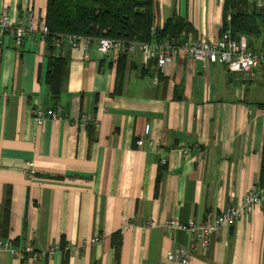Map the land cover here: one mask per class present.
<instances>
[{"label":"crops","instance_id":"1","mask_svg":"<svg viewBox=\"0 0 264 264\" xmlns=\"http://www.w3.org/2000/svg\"><path fill=\"white\" fill-rule=\"evenodd\" d=\"M46 4L0 0V18L33 27L21 45L13 33L0 38V239L38 252L59 248L39 258L1 251L0 264H116V233L117 264H180L167 255L187 247L190 235L167 229L166 220H201L239 205L264 182L263 70L247 76L175 56L159 75L137 47L116 92V50L63 45L54 100L46 81L51 51L41 33ZM155 4L158 26L176 14L193 26L188 37L219 38L224 0ZM263 46L264 37L254 41L255 49ZM55 106L68 118L36 120L34 108ZM83 114L97 123L82 127ZM189 264H264V202L222 227Z\"/></svg>","mask_w":264,"mask_h":264},{"label":"built area","instance_id":"2","mask_svg":"<svg viewBox=\"0 0 264 264\" xmlns=\"http://www.w3.org/2000/svg\"><path fill=\"white\" fill-rule=\"evenodd\" d=\"M257 6L264 10V4L257 2ZM33 27L22 24L21 20L14 22L7 17L0 18V38L5 33H13L17 45H21L26 36ZM41 33L45 37L47 28H41ZM73 47L84 44L85 48L95 42L98 50L104 54H110L112 50H116L119 54L125 53L130 55L138 47L144 57L145 62L148 60H156L157 67L163 68L171 63L175 56L182 58L201 61L206 63H220L226 66L230 73H242L249 76L256 68H260L264 72V46L260 49L250 47L246 36L233 37L230 29H226L220 33L219 38L215 40H207L205 38L187 37L180 45H174L169 42H134L125 44L122 41L112 40L108 38L99 39H80L66 37L65 40H57L56 45L60 47L62 42ZM154 83L159 82V75L152 78ZM33 114L38 122H42L45 118L67 119V114L60 106L51 109L34 108ZM96 122V118L83 114L79 120L82 127L87 126L89 122ZM150 126L146 124L145 134L149 133ZM143 141L137 140V145H142ZM29 176H34L36 171L30 167L26 169ZM264 202V182L252 185L243 196L239 205L232 203L221 212H209L206 216L198 221H190L187 224H181L176 219H169L164 222V227L170 230L183 229L190 235V242L187 247H181L167 255V260L180 264H189L192 257L203 252L208 248L219 230L224 226H233L242 216L252 212L256 207ZM151 226V221L147 222ZM101 238L97 235L91 240V243L99 242ZM58 247H52L50 251L38 252L30 244L25 245L16 242L13 239H0V252L8 251L16 257L24 258L30 254L33 258L44 257L49 253L55 252ZM67 250V247H65ZM156 264H165L159 262Z\"/></svg>","mask_w":264,"mask_h":264},{"label":"trees","instance_id":"3","mask_svg":"<svg viewBox=\"0 0 264 264\" xmlns=\"http://www.w3.org/2000/svg\"><path fill=\"white\" fill-rule=\"evenodd\" d=\"M155 7V0H47L44 21L47 34L44 39L51 56L46 81L52 98L58 100L60 96L66 63L65 57L61 55V48L67 43L63 41L60 47H57L58 39L108 38L125 44L134 42L182 44L193 31L191 23L173 14L162 26H158L155 22ZM226 29H230L233 37L246 36L250 47L254 48V41L264 37V10L249 0H224L221 32ZM120 55L116 92L121 89L122 73L128 54ZM152 61L156 67L157 61ZM156 69L160 75L161 69ZM58 104L56 102V105ZM261 106L264 107V104ZM94 125L93 121L87 124ZM118 237V233L112 236L116 264L121 244Z\"/></svg>","mask_w":264,"mask_h":264},{"label":"rangeland","instance_id":"4","mask_svg":"<svg viewBox=\"0 0 264 264\" xmlns=\"http://www.w3.org/2000/svg\"><path fill=\"white\" fill-rule=\"evenodd\" d=\"M140 51H141V50H140ZM141 53H142V52H141ZM142 55H143V54H142ZM149 61H150V60H148L147 62H149ZM147 62H146V63H147ZM147 79H148V78H147Z\"/></svg>","mask_w":264,"mask_h":264}]
</instances>
